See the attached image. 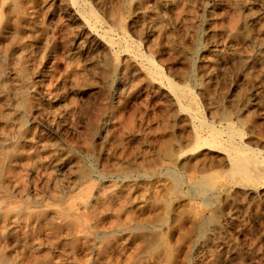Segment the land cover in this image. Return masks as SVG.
Here are the masks:
<instances>
[{
	"label": "rangeland",
	"instance_id": "obj_1",
	"mask_svg": "<svg viewBox=\"0 0 264 264\" xmlns=\"http://www.w3.org/2000/svg\"><path fill=\"white\" fill-rule=\"evenodd\" d=\"M79 1L0 0V264H264V0Z\"/></svg>",
	"mask_w": 264,
	"mask_h": 264
},
{
	"label": "bare ground",
	"instance_id": "obj_2",
	"mask_svg": "<svg viewBox=\"0 0 264 264\" xmlns=\"http://www.w3.org/2000/svg\"><path fill=\"white\" fill-rule=\"evenodd\" d=\"M76 1V0H75ZM80 1H82L83 2V0H80ZM79 1V2H80ZM73 2V1H72ZM78 3V2H77ZM84 3V2H83ZM76 4V2L74 3V5ZM80 8V7H79ZM89 8H86V5L84 4V5H82L81 6V10L83 11V12H87V13H89L90 11V9L88 10ZM76 11V10H75ZM79 11V10H78ZM91 13V12H90ZM89 13V14H90ZM97 35V34H96ZM108 37V36H107ZM108 39H111V38H108ZM107 41V40H106ZM111 41H112V39H111ZM112 45V44H111ZM108 47V46H107ZM112 49V48H111ZM136 58V57H135ZM138 59V58H137ZM146 60L148 61V63L150 64L151 63V61H150V59H148V58H146ZM212 133H213V136L211 137V138H213L214 137V135L216 136L217 135V133L219 134V131L218 130H212L211 131ZM193 135H194V133H193ZM210 136H211V134H210ZM220 136V135H219ZM219 136L217 135V137L219 138ZM209 137V136H208ZM195 138H196V141L197 142H203V138H201V137H199V135L198 134H196L195 135ZM194 138V139H195ZM217 138V139H218ZM214 139H216L215 137H214ZM220 139V138H219ZM207 138H206V142H207ZM209 142H210V140H209ZM215 143L217 142V141H214ZM205 143V142H204ZM217 144H218V142L216 143V148H217ZM231 144V143H230ZM214 145V144H213ZM213 145H211V146H213ZM224 146V145H223ZM238 146V145H237ZM219 147H221V146H219ZM230 147H232V146H230ZM223 148V147H222ZM226 150V149H225ZM228 153H229V151H227ZM253 153V152H252ZM250 155V154H249ZM228 157H230V166H231V169H232V175H233V173L234 174H239V175H242V176H247L250 172H253V175L254 176H257V179H258V177H261L262 176V172H264L263 171V169L262 168H260L258 165H257V163H259L258 162V160H257V162L255 163V162H253L252 161V157L251 158H245V156H244V158H240L239 156H237L236 155V153L234 154H229L228 155ZM241 157H243V156H241ZM255 158V157H254ZM259 164H262V166L264 167V159L261 161V163H259ZM229 165V164H228ZM229 171H231V170H229ZM235 176V175H234ZM252 177V176H251ZM60 210V209H59ZM62 211V210H61ZM58 212V211H57ZM68 212V211H67Z\"/></svg>",
	"mask_w": 264,
	"mask_h": 264
}]
</instances>
